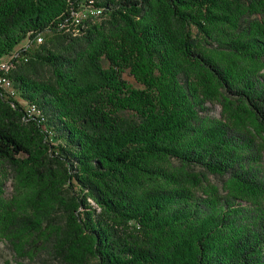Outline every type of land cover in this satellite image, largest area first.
<instances>
[{
  "label": "trees",
  "instance_id": "obj_1",
  "mask_svg": "<svg viewBox=\"0 0 264 264\" xmlns=\"http://www.w3.org/2000/svg\"><path fill=\"white\" fill-rule=\"evenodd\" d=\"M93 3L0 0V231L61 264H264V0Z\"/></svg>",
  "mask_w": 264,
  "mask_h": 264
},
{
  "label": "rangeland",
  "instance_id": "obj_2",
  "mask_svg": "<svg viewBox=\"0 0 264 264\" xmlns=\"http://www.w3.org/2000/svg\"><path fill=\"white\" fill-rule=\"evenodd\" d=\"M20 45H18L17 48H19ZM7 59L9 58L1 59L0 62H5L7 64ZM124 76L133 85H139L135 77L132 74H129L128 71L124 73ZM221 97L219 96L214 102L207 103L209 107L207 111L210 114L218 117L222 116L224 112V104L222 100H220ZM257 140L264 160V137L257 133ZM199 169L200 168H196L195 171H198ZM2 173L3 176L1 180L3 183L1 184L2 190H0V214H7L6 219L2 218L1 223L2 226L6 227L11 224L13 218L18 216L20 202L16 194L14 171L10 168L7 162H4L2 165ZM227 188L228 182L226 181V177L208 173L198 184L197 192L198 194L205 195L206 193L212 192L216 194H225L228 191ZM262 203L264 205V201ZM0 264H61V262L46 250L38 249L36 252H33L30 244L26 240L22 248H19V246L17 247L11 241L8 233L0 231Z\"/></svg>",
  "mask_w": 264,
  "mask_h": 264
},
{
  "label": "built area",
  "instance_id": "obj_3",
  "mask_svg": "<svg viewBox=\"0 0 264 264\" xmlns=\"http://www.w3.org/2000/svg\"><path fill=\"white\" fill-rule=\"evenodd\" d=\"M88 1L90 2V4H89L87 7H85V8H83V9L77 11V12L75 13L74 17L76 16L77 13H83L84 11H86V10H88V9H93V8H96V7H97V6L94 5V3H93L94 0H88ZM39 37H42V36H39ZM0 65L3 66V67H6V66H7V64H6L5 62H2V63L0 62ZM0 84L3 85V88L6 89L9 93H11V94H15V91H14L13 86H12V85H9V84L7 83L6 75H4V73H3V74L0 73ZM27 108H28V110H29V105L27 106Z\"/></svg>",
  "mask_w": 264,
  "mask_h": 264
},
{
  "label": "bare ground",
  "instance_id": "obj_4",
  "mask_svg": "<svg viewBox=\"0 0 264 264\" xmlns=\"http://www.w3.org/2000/svg\"><path fill=\"white\" fill-rule=\"evenodd\" d=\"M98 6L96 8H93V9H88V10H95V14H100L101 13V10L100 9H97ZM88 10L84 11L83 13H79V18H83V17H86L88 13ZM76 17V16H75ZM74 17V19H75ZM79 21V19H77V22ZM42 40V37H39L38 38V41H41ZM7 80V79H6ZM7 83H8V80H7ZM3 86V85H2Z\"/></svg>",
  "mask_w": 264,
  "mask_h": 264
}]
</instances>
